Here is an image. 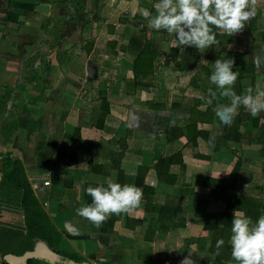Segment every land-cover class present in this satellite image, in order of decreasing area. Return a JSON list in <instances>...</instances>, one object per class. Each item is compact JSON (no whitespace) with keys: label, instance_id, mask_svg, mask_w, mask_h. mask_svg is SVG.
<instances>
[{"label":"crops","instance_id":"0c3cea01","mask_svg":"<svg viewBox=\"0 0 264 264\" xmlns=\"http://www.w3.org/2000/svg\"><path fill=\"white\" fill-rule=\"evenodd\" d=\"M157 2L0 0V182L9 155L60 234L58 249L74 258L39 241L19 255L10 246L0 260L237 264L233 211L254 223L264 215V112L253 117L241 107L233 116L219 95L207 104V72L216 59L233 58L237 94L264 77V0L242 32L217 31L219 43L203 52L147 26L141 10L155 15ZM147 44L151 68L136 77ZM109 178L138 186L143 200L96 227L77 209L91 204L89 186ZM20 198L0 187V228L16 242L25 234Z\"/></svg>","mask_w":264,"mask_h":264},{"label":"clouds","instance_id":"9594fccd","mask_svg":"<svg viewBox=\"0 0 264 264\" xmlns=\"http://www.w3.org/2000/svg\"><path fill=\"white\" fill-rule=\"evenodd\" d=\"M256 4L257 0H159L153 6L155 15L148 9H142L141 14L149 28L174 35L177 46H194L203 52L219 43L217 31L228 36L242 32L247 22L255 16ZM234 66L233 58L214 61L209 83L215 85L217 91L208 88L209 99L206 103L211 104L219 95L230 101L229 105L224 106V111L235 116L243 107L256 117L264 112V77L258 79L254 87L245 89L243 94H237L234 86L240 73L233 71ZM87 193L92 202L78 208L77 215L96 227L102 226L113 214H131L143 200L141 188L134 184L122 185L111 178L106 186H89ZM231 225L232 259L237 264H264V215L254 223L238 208L233 211ZM224 243L223 239L216 242V255L220 254Z\"/></svg>","mask_w":264,"mask_h":264},{"label":"trees","instance_id":"16d2710c","mask_svg":"<svg viewBox=\"0 0 264 264\" xmlns=\"http://www.w3.org/2000/svg\"><path fill=\"white\" fill-rule=\"evenodd\" d=\"M148 46L149 44H147L143 48L142 52L137 56L134 62V72L136 74V77L138 76L139 67H145L146 65L147 67L151 68V62L154 54L149 51ZM147 67L146 69H150ZM212 72L213 71L207 72V75L211 76ZM213 91H217L215 85H213ZM102 104L105 108L107 105L105 98L103 99ZM1 164L2 179L0 182V187L8 186L21 191L20 209L23 213L25 234L21 239L17 240L16 242V240L12 238L15 237L14 234L10 233L5 229L0 228V253L2 255L6 254V252H9L7 248L12 246L13 248L10 247V252L19 255L20 253H23L26 250H30L34 243L40 241L43 242L49 248H51L52 251L58 256L74 259L72 256L64 254L58 249L60 234L57 232V230L51 223L42 206L34 197L31 186L28 183L21 168V164L17 160L12 159L9 155H5L2 158ZM224 226L227 228L226 224H224ZM11 240H14V246L10 243ZM222 257L223 256L220 253L216 256V259L219 260ZM0 264L7 263L3 260H0Z\"/></svg>","mask_w":264,"mask_h":264},{"label":"water","instance_id":"95a60500","mask_svg":"<svg viewBox=\"0 0 264 264\" xmlns=\"http://www.w3.org/2000/svg\"><path fill=\"white\" fill-rule=\"evenodd\" d=\"M37 11L46 14L48 12V8L46 6H40L37 8Z\"/></svg>","mask_w":264,"mask_h":264},{"label":"built area","instance_id":"2783aa9c","mask_svg":"<svg viewBox=\"0 0 264 264\" xmlns=\"http://www.w3.org/2000/svg\"><path fill=\"white\" fill-rule=\"evenodd\" d=\"M42 185L44 186V187H46V186H49V182L48 181H45V182H43L42 183ZM39 245H42V243H38ZM38 253L37 254H39V253H41L43 250H36Z\"/></svg>","mask_w":264,"mask_h":264}]
</instances>
